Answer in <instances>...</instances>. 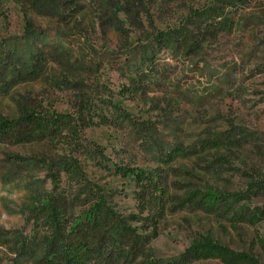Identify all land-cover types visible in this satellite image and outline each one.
Returning <instances> with one entry per match:
<instances>
[{"label": "rangeland", "instance_id": "1", "mask_svg": "<svg viewBox=\"0 0 264 264\" xmlns=\"http://www.w3.org/2000/svg\"><path fill=\"white\" fill-rule=\"evenodd\" d=\"M208 4L222 29L201 25ZM49 11L0 0V114L23 103L66 115L55 132L0 136V189L27 190L0 194V264H66L62 238L93 225L101 199L87 264H226L184 258L195 234L264 263V216L244 221L264 205V0H55ZM118 166L166 194L141 200ZM206 185L224 206L186 198Z\"/></svg>", "mask_w": 264, "mask_h": 264}, {"label": "trees", "instance_id": "2", "mask_svg": "<svg viewBox=\"0 0 264 264\" xmlns=\"http://www.w3.org/2000/svg\"><path fill=\"white\" fill-rule=\"evenodd\" d=\"M55 0H27L28 6L35 9L38 13L45 16L50 14L53 16L49 7ZM197 15L202 17L201 25L204 29H222L223 20L220 18V9L216 6H203L200 9L195 10ZM4 13L0 12V16ZM26 18V14H25ZM32 23L29 19H25V27L29 30L32 29ZM19 113L14 118H9L0 114V136L7 139H14L18 135H26L28 133H36L43 131L46 126H51L52 132L61 129L66 126V121L63 118L65 114H54L51 116H45L41 113H37L35 110H29L23 103L20 104ZM175 154L173 153L171 158ZM116 172L122 175L132 173L135 181L141 189V200L144 199L146 192L158 197H163L166 194L165 186L160 185L157 179L153 178L152 174L144 173L142 171H135L131 167H116ZM57 176L52 174V182H56ZM187 199H196L202 207L206 209H214L226 204L224 194L211 185H206L203 189L193 190L187 197ZM103 203V199L98 200L96 205L88 211L86 219L91 221L93 225L89 228H82L81 234L77 231H70L68 237H63V243L65 245L64 255L66 264H87L84 258L86 251L89 249L96 235L99 233V227H103L104 223H100V216L97 211L100 210V206ZM264 216V205L254 207L248 214L245 215L244 221L250 224H254ZM133 217V216H132ZM99 218V219H98ZM127 228V226H126ZM73 232V233H72ZM79 235H81L79 237ZM258 242L264 251V239L258 238ZM67 249V250H66ZM182 256L187 260H201L208 258H217L226 264H264L253 257L251 254L242 251L234 250L226 245H222L209 235V234H195L192 236L190 243L184 249ZM139 264H162L160 259H147L141 261Z\"/></svg>", "mask_w": 264, "mask_h": 264}, {"label": "clouds", "instance_id": "3", "mask_svg": "<svg viewBox=\"0 0 264 264\" xmlns=\"http://www.w3.org/2000/svg\"><path fill=\"white\" fill-rule=\"evenodd\" d=\"M26 189L23 188L22 184L19 188L11 191L10 193L6 192L4 189H0V194L6 195L9 199H14L17 195L20 193H25L26 194Z\"/></svg>", "mask_w": 264, "mask_h": 264}]
</instances>
